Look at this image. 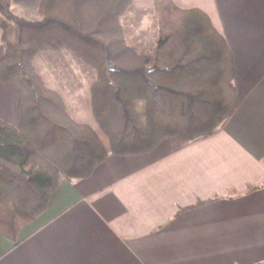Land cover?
<instances>
[{
  "label": "crops",
  "instance_id": "1",
  "mask_svg": "<svg viewBox=\"0 0 264 264\" xmlns=\"http://www.w3.org/2000/svg\"><path fill=\"white\" fill-rule=\"evenodd\" d=\"M154 1L131 0L128 44L155 42ZM171 1L204 11L223 36L234 114L204 137L109 155L88 178H62L15 240L0 235V264H264V0ZM10 3L19 17L38 16L40 0ZM34 64L75 119L92 117L93 73L73 54L40 52ZM17 105L16 87L0 80V125L18 126Z\"/></svg>",
  "mask_w": 264,
  "mask_h": 264
},
{
  "label": "trees",
  "instance_id": "2",
  "mask_svg": "<svg viewBox=\"0 0 264 264\" xmlns=\"http://www.w3.org/2000/svg\"><path fill=\"white\" fill-rule=\"evenodd\" d=\"M130 4L40 0L38 18L29 20L13 13L10 0H0V80L16 87L20 117L16 128L0 125V235L15 240L62 178H88L109 155L145 154L168 138L204 137L234 114L230 51L208 15L155 0L156 42L137 48L122 24ZM58 50L93 71L88 93L98 129L77 121L36 71L38 53Z\"/></svg>",
  "mask_w": 264,
  "mask_h": 264
},
{
  "label": "rangeland",
  "instance_id": "3",
  "mask_svg": "<svg viewBox=\"0 0 264 264\" xmlns=\"http://www.w3.org/2000/svg\"><path fill=\"white\" fill-rule=\"evenodd\" d=\"M11 4V3H10ZM157 13V12H156ZM31 18H33V20H35V19H37L38 18V16H34V17H31ZM157 21H158V15H157ZM10 27L11 28H13V26H12V24H10ZM12 32H11V30H9V32H8V35H10ZM13 35V34H12ZM157 37V36H156ZM11 38V37H10ZM12 39V38H11ZM155 42H156V40H155ZM155 42L154 43H152L151 45H153V44H155ZM150 45V46H151ZM147 47H149V46H147ZM58 51H61V50H58ZM65 51H67V50H65ZM50 52H52V51H50ZM71 53V52H70ZM72 54V53H71ZM76 57V56H75ZM77 58V57H76ZM78 59V58H77ZM79 60V59H78ZM80 61V60H79ZM81 62V61H80ZM82 63V62H81ZM83 64V63H82ZM35 65V64H34ZM84 65V64H83ZM86 68H87V70L90 72V73H93V71L91 70V69H89L86 65H84ZM36 71L39 73V75L41 76V73L39 72V70H37L36 69ZM42 77V76H41ZM43 77H45V78H47V76H45V75H43ZM91 82V81H90ZM89 86V85H88ZM56 92H58V91H56ZM59 93V92H58ZM89 94V93H88ZM137 109H138V112L140 113V115H143V112H144V105H143V103L142 102H138L137 103ZM92 114V113H91ZM77 121H79V122H84V123H89L93 128H96V129H98L97 128V126H96V124H95V122H94V120H93V118L91 117L90 119H86V118H84V119H79V118H77L76 119Z\"/></svg>",
  "mask_w": 264,
  "mask_h": 264
}]
</instances>
